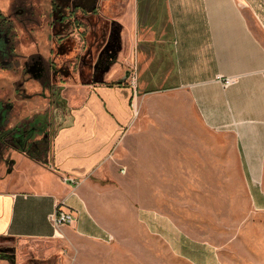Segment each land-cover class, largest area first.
<instances>
[{
    "label": "crops",
    "instance_id": "obj_1",
    "mask_svg": "<svg viewBox=\"0 0 264 264\" xmlns=\"http://www.w3.org/2000/svg\"><path fill=\"white\" fill-rule=\"evenodd\" d=\"M101 4L111 9L109 67L125 68L124 81L78 88L46 164L15 156L0 180V237L52 242L59 264H136L155 236L188 264H222L172 218L217 215L233 167L264 210V0ZM58 205L72 220L55 227Z\"/></svg>",
    "mask_w": 264,
    "mask_h": 264
},
{
    "label": "rangeland",
    "instance_id": "obj_2",
    "mask_svg": "<svg viewBox=\"0 0 264 264\" xmlns=\"http://www.w3.org/2000/svg\"><path fill=\"white\" fill-rule=\"evenodd\" d=\"M101 1L0 0L6 14L21 6L23 14L19 10L17 16L27 17L15 44L18 71L0 70V100L8 112L0 123V132L8 129L0 135V180L14 171L16 155L47 163L49 136L63 120L68 101H79V87L113 83L110 77L114 82L124 81L125 68L109 67L111 9H103ZM100 25L103 28L98 31ZM230 187L231 194L225 198L217 187V215L172 219L184 235L210 246L222 264H264V210L246 199L234 167ZM144 233H137L136 240H147ZM166 235L173 236L172 232ZM149 240L152 256L137 258L136 264H188L173 257L162 240L155 236ZM17 251L19 264H59L60 255L52 242L0 237L1 255L14 259Z\"/></svg>",
    "mask_w": 264,
    "mask_h": 264
},
{
    "label": "flooded vegetation",
    "instance_id": "obj_3",
    "mask_svg": "<svg viewBox=\"0 0 264 264\" xmlns=\"http://www.w3.org/2000/svg\"><path fill=\"white\" fill-rule=\"evenodd\" d=\"M19 10L20 14H23V8L20 6L17 12L11 10V15H14L11 17L9 13L6 14L0 9V70L11 68L14 72L18 71V58L16 56L18 50L15 44L17 45L20 41L19 30L23 28V20L27 19V17L17 16ZM7 114L6 106L0 100V123L4 121ZM7 130L1 131L0 135L3 136Z\"/></svg>",
    "mask_w": 264,
    "mask_h": 264
},
{
    "label": "built area",
    "instance_id": "obj_4",
    "mask_svg": "<svg viewBox=\"0 0 264 264\" xmlns=\"http://www.w3.org/2000/svg\"><path fill=\"white\" fill-rule=\"evenodd\" d=\"M236 80H237V76L226 77L224 78L222 85L223 87H226L236 82ZM129 81H130V86L132 88H135L136 87L135 72H133V76L131 77ZM49 220L53 224V226L60 227L64 224L71 222L72 214L70 212H65L61 210L60 205H58L55 211L49 215Z\"/></svg>",
    "mask_w": 264,
    "mask_h": 264
}]
</instances>
